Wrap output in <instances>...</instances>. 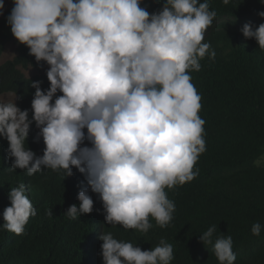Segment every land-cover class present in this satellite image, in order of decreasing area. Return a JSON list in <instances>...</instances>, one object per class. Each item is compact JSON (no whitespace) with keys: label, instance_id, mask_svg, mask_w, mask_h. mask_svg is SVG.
Returning <instances> with one entry per match:
<instances>
[{"label":"clouds","instance_id":"clouds-1","mask_svg":"<svg viewBox=\"0 0 264 264\" xmlns=\"http://www.w3.org/2000/svg\"><path fill=\"white\" fill-rule=\"evenodd\" d=\"M228 5L230 0H222ZM6 17L16 41L37 64L48 67L49 87L41 81L31 100V118L14 100L0 101V138L8 143L10 171L31 176L42 169L75 168L87 187L77 194L79 205L65 215L75 220L93 210L89 190L98 195L104 223L147 233L150 218L161 227L173 219L175 204L166 189L191 182L200 154L206 150L205 121L198 115L201 96L189 71L216 52L204 42L217 13L207 0H163L158 12L141 7L142 0H12ZM264 3V0H261ZM4 0H0V10ZM258 15L264 18V12ZM241 33L264 50V23L245 24ZM60 95H56L57 93ZM35 123L44 144L37 156L26 145ZM86 129V133L85 130ZM87 141L90 146L84 144ZM264 157L254 161L260 167ZM3 229L20 235L36 214L25 185L8 192ZM47 215L51 216V210ZM260 223L251 227L259 236ZM210 226L199 241L212 244L219 264H234L231 236H218ZM103 264H170L173 246L161 240L149 250L101 233Z\"/></svg>","mask_w":264,"mask_h":264},{"label":"trees","instance_id":"trees-1","mask_svg":"<svg viewBox=\"0 0 264 264\" xmlns=\"http://www.w3.org/2000/svg\"><path fill=\"white\" fill-rule=\"evenodd\" d=\"M207 2L217 15L206 32L223 18L251 15L257 20L253 28L264 23L258 15L264 12L261 0H230L228 5L222 0ZM162 3L142 0L141 7L153 13L161 9ZM12 7L13 3L0 18V56L7 43L16 45L12 59L0 65V94L16 92V105L27 109L31 118L35 89L30 83L41 81V89L46 90L49 82L46 72L26 77L20 70L39 71L45 63L37 64L28 48L12 36L6 23ZM240 30L230 22L220 23L204 39L210 51L216 52L215 59L206 56L200 60L199 71H189L201 96L198 115L205 121L206 150L194 165L193 171L199 169L196 178L166 189L175 211L164 228L151 218L152 228L147 233L105 224L102 203L90 190L92 212L70 220L65 212L71 205H79L77 194L87 187L84 176L75 168L73 175L65 178L62 172L51 169L31 176L26 170L10 171L8 143L0 138V264H103L98 237L104 232L141 250H149L163 240L173 246L170 264H219L213 245L199 241V236L213 225L217 226L213 243L218 236H231L234 264H264V162L260 167L254 164L264 157V50L254 39L244 38ZM37 134L33 122L26 145L41 156L44 144ZM84 144L90 146L87 141ZM21 183L36 214L17 235L3 229L2 213L10 206L9 190ZM48 210L51 216L46 214ZM255 223L262 225L259 236L251 233Z\"/></svg>","mask_w":264,"mask_h":264},{"label":"rangeland","instance_id":"rangeland-1","mask_svg":"<svg viewBox=\"0 0 264 264\" xmlns=\"http://www.w3.org/2000/svg\"><path fill=\"white\" fill-rule=\"evenodd\" d=\"M11 1L10 0H5L4 1V8L0 10V18L3 15V13L11 7ZM224 22H230L235 28L241 29L245 24H251L252 26L257 24L256 18H254L251 15H246L242 16L239 18H223L217 21L207 32H205V37L208 36V34L214 30L218 29V25L220 23ZM15 48L16 45L13 42H9L5 45L4 51L0 56V65L10 59L15 55ZM47 65L44 64L42 68L39 71L34 70L33 68H27L26 70L20 69L21 72L26 76V77H32L34 75H41L46 72L47 70ZM15 97L11 95V93H4L0 94V101H8V100H14ZM39 131V129H37ZM263 163V162H262Z\"/></svg>","mask_w":264,"mask_h":264}]
</instances>
